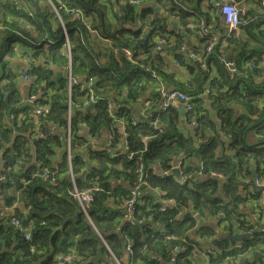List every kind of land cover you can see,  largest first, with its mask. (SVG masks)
<instances>
[{
  "label": "trees",
  "instance_id": "16d2710c",
  "mask_svg": "<svg viewBox=\"0 0 264 264\" xmlns=\"http://www.w3.org/2000/svg\"><path fill=\"white\" fill-rule=\"evenodd\" d=\"M59 1L64 4L58 9L60 19L48 0H0V159L3 161L0 199L5 205H10L16 193H19L20 199L28 207V219L35 223L31 243L43 250L42 254L31 252L29 244L14 227L0 224V264H54L57 255L71 251L88 258L95 254L98 246L103 247V260L99 264H108L109 253L101 238L116 253H119L120 245L125 244L126 240L132 242V253L126 251V244L124 245L126 263L122 262V257L116 256L121 264H131L136 260H144L145 264H199L195 255L199 252L202 255L205 250V238L213 239L216 236L214 225H206L203 220L215 219V225L222 221L228 222L232 215L233 218L235 214L242 215L236 209L237 204L245 205L247 202L251 205L249 211L256 216L251 220L237 219V229L253 233L239 241L242 243L239 249H230L234 243L229 240L228 244L229 241L224 237L216 244L211 240L208 247L220 252L216 253V257L210 256L209 262L262 264L264 220L257 203L258 193L253 190L251 181L254 177L264 178V106L261 109L257 107L259 100L264 98V94L261 95L264 93V78L259 84L254 81L252 74L244 73L243 70L240 74L229 76L225 71L227 68L216 57H212V53L205 54V47L193 50L204 53L207 60L212 57L216 66L219 78H215L214 72L212 73L211 82L215 94L210 95V99L200 92L209 72L197 65H186L183 53L174 51L176 61L191 73V77L181 82L174 79L173 72H166L163 69L166 65L163 56L149 55V51L156 39L169 36L173 30H181L173 27V22L181 25L183 30H189L186 24L191 17H187L188 10L177 0H156L165 2L162 14L154 10V3H146L140 7L129 4L127 0ZM180 1L198 8L203 0ZM234 1L240 7L239 1L244 0ZM52 2L58 6V0ZM257 3L260 10L243 8L237 35L244 31L247 38L238 41L233 52L229 51L225 55L229 60L234 59L231 61L237 65L246 51V55L253 52L259 58L264 55V8L259 0ZM65 5L81 10L89 24L112 44L91 38L78 15L65 13ZM140 20L143 21L142 26L147 25L146 32L140 31ZM63 25L70 43L73 74L95 76V93L108 99H112L109 95L112 94L115 97L112 100L118 106L116 118L127 123V153L113 158L109 151H118L117 144L123 138L118 131L117 122L105 112L103 103L106 100L93 105L92 110L81 112L74 109L72 112V150L76 151L78 146L87 142L86 135L80 132V122H84L96 136L105 132L111 136L109 151L87 148L85 156L80 152L72 153L73 172L85 168L86 160L92 163L85 179L75 178L77 185L89 186L92 180L97 179L102 189L94 194L91 204L95 209H89V219L80 212L77 218L71 219L78 210V205L68 193L71 182L65 173L69 168L66 154L62 148L59 154H54L55 150L51 147L53 143H58V136L54 132L46 138L33 135L35 122H39L44 131L50 126L47 124L49 121H54L58 126L66 124L63 99L66 93L65 79L55 80L50 68V64H61L63 67L67 64ZM207 25L209 29L208 22ZM234 36L236 35L226 37L225 30L223 37L231 39ZM177 40L184 42L181 32L178 33ZM16 46L17 49L21 47L33 60L39 61L30 64V76L35 77L36 82L44 81L45 88L57 92L53 94L45 88L41 89L40 102L41 96L48 94H52L50 98L55 97L57 100L37 117L28 115L32 105L20 108L23 102L16 85V76L9 71L11 58L17 52ZM125 47L134 50L139 58L143 56L145 61H149V67L153 68L157 77L168 88L185 91L187 86L196 85L191 89L196 95L193 110L181 114L178 106L162 112L158 116V129L149 126L148 120L130 124L133 119L140 120L135 111L137 101H133L144 97L146 91H149L148 95L155 96L156 81L150 80L143 68L125 58ZM169 51L168 48L165 52ZM208 68L211 70L209 63ZM254 69L264 77V62L258 63ZM223 87L226 89L221 91ZM35 92V87L30 85L28 97ZM82 95L76 88L72 92L73 101L81 107L84 105ZM124 103L129 104L124 106ZM235 105H244L246 113L237 112ZM157 109L156 105H150L147 113H153ZM11 114L22 116L19 120L16 117L11 119ZM193 118L199 122L201 132L207 127L213 131L204 143L197 146L193 143L194 136L190 126L186 134L177 130L181 119L189 125ZM250 133H254L255 137L252 138ZM203 134L204 132L201 135ZM144 135L148 136L147 151L143 155L148 182L151 186L156 185L160 190L166 191L164 198L176 200L177 205L170 206L163 201L153 200L151 194L146 195L145 202L134 216L143 225L129 221H124L121 225L123 198L135 179L134 160L129 154L141 148V138ZM183 153L198 157V166L192 168L186 165L187 155ZM17 158H22L23 162L21 167L14 170L11 165ZM178 158H182L184 162L180 166L181 171L190 175L183 184L176 182L174 174L160 177L152 170L154 165L160 169H169ZM44 167L49 169V178L41 177ZM213 172L222 177L213 176ZM54 173L57 174L55 183L50 179ZM122 179L128 182L126 187ZM248 188L250 190L245 196ZM185 208L187 210L183 212ZM194 211H198L199 216H194ZM161 229L178 238L166 240L159 234ZM192 230L199 233V240L190 239L189 233ZM182 235H185L186 241L179 240ZM177 244L181 248L175 252L172 247ZM246 251L250 253L248 257L245 256ZM87 260L66 264H86Z\"/></svg>",
  "mask_w": 264,
  "mask_h": 264
},
{
  "label": "built area",
  "instance_id": "2783aa9c",
  "mask_svg": "<svg viewBox=\"0 0 264 264\" xmlns=\"http://www.w3.org/2000/svg\"><path fill=\"white\" fill-rule=\"evenodd\" d=\"M129 4L131 5H136V6H141L143 3L146 2H152L153 0H127ZM259 3L261 5V7L264 8V0H259ZM214 5L217 8L218 14L224 24V27L227 29L226 32V37H230L231 35H237V30H238V26L241 24V15L243 14V8L238 7L237 3L234 0H215L214 1ZM65 11H68V8L64 7ZM143 21L140 20V24H141V30L142 32H144L145 30L143 29L142 26ZM186 27L194 29V30H200L202 32V34H204V36H206L208 38V43L207 46L205 48V54H209L211 53L215 46H216V35L213 34V32H210V30L208 29V25L205 19L203 18H198V20H194L193 18H191L189 20V22L186 24ZM64 27L62 26V29ZM87 32V34L93 38V39H99L105 43H108L109 45H111V41L107 38H102L100 36V34L98 33V31L96 30V28H94L91 25H87L86 28H84ZM178 33L179 31L177 30H173L172 33L167 36V38L162 37L159 38V40H157L154 45L150 48L149 51V55H153L156 54L158 56H162L165 51H166V47H168L169 45H176L177 47V51L184 53V57H183V62L188 65V66H195L197 65L198 67H200L201 69H204L206 72L209 71L208 65H207V57L204 53H201L199 51L193 50L191 48H188L186 46V44L181 41L179 42L177 40L178 38ZM63 36L65 39V43L68 47V49L70 48V43L68 41V35L65 29H63ZM112 47V46H111ZM125 58L131 62L132 64L139 66L141 68H143L148 75L151 76L150 80H155L156 81V90L159 92L160 97H161V102L162 104L160 105L162 109H165L167 106H169L174 100L179 99L183 102L185 110L189 111L192 108L194 99H195V94L192 92L191 89L192 86H187L186 89H184L185 91H182L180 89H171L168 88L167 86H165L164 83L161 82V80L157 77V75L155 74V72L153 71V68L149 67V61H145V59H143V56H141L139 58V55L135 54V51L130 50L129 48H124L123 49ZM257 62L260 63V61H258V59L256 57H252V58H248L247 60H243L242 62L239 63V65H237L234 61L231 60H222V63L224 65V67L227 68V70L232 73V74H240L241 70H247V69H254L255 67H257ZM211 71V70H210ZM213 71V70H212ZM212 71L209 72V77H206V80L203 82V85L201 86L202 91H200L202 93V96H206L207 98H211L209 97L210 95H214V91H213V87H212V82H211V77H212ZM214 72V71H213ZM95 76H86L83 74H76L75 76L72 75H68L67 77V82H66V90H67V104L69 106V108L71 109H76L77 107H80V105L77 102H74L72 99V92L73 90L76 88L78 93H83L82 95V99H84L83 104L86 105L88 102H92L93 103H99L102 100H106V104L107 107L105 108V112L107 113L108 116L111 117L112 120L116 121L121 127H127V123L123 122V120L121 119H117L116 116L118 114V106L116 105V103L112 100V99H108L102 97L101 95H97L95 93V89H94V83H95ZM81 81L83 83H85L87 85V87H85L83 84H78V82ZM144 82V81H141ZM141 84V83H139ZM31 85L33 87H35L37 90V92L39 93L40 90L42 88H45L44 85V81L43 82H36V79L34 78L31 81ZM46 91H49L53 94H56L57 92H55L54 90L50 89V88H45ZM50 95H46L44 96L41 100H46L47 103H49V97ZM36 97V95H31L30 99H34ZM55 101L57 100L56 98H54ZM136 101H141L142 104L145 107H149L150 105H155V103H157V98L156 97H140L135 99ZM259 105H264V100H259L258 102ZM42 110L41 108H38L36 110V113H41ZM143 115H147L146 112H142ZM31 116V114H28ZM72 115V113H71ZM22 115L19 116H14L13 114H11V119L12 118H17L18 120L21 119ZM71 116L70 115H66V124L65 125H61L58 126L60 129L65 130L66 134H67V144H66V150L68 152V156H67V164H68V170L65 171L66 175L69 176L70 182H71V186L68 189V193L69 195L76 201L78 202V204L84 208L87 206L92 205L91 202L94 199V194L95 192H97L98 190L101 189V186L99 184V182L97 181V179H94L90 182L89 186H78L75 178L77 177V175H79L82 171L79 170L77 172H73V170L71 169V162L70 159L72 157V153L73 152H80L83 156H85L84 152L85 150H72L71 148V144H70V138L72 135V131H71ZM130 124H137V120H132L130 121ZM150 124L152 125V127L154 129H156L159 125V121L157 122L156 119L152 120L150 122ZM80 125H85L87 126L84 122H80ZM191 126L193 128H197L198 124L194 121H191ZM49 132H51V130H40V129H36V132L33 135L39 136L40 138H46L49 134ZM86 138H87V142L84 143L85 147L87 146L90 149H105L104 144H99L98 141L99 139L96 137V135H94L93 133H91L90 131L87 132ZM154 135H157L156 133H154ZM150 138V136H149ZM142 143H141V148L139 150H135V151H131V153L129 154V157H133L135 159V179L134 181L130 184V186L128 187V192L126 193V195L123 198V211H124V219L125 221H129V222H133L134 216L136 214V212L138 211L139 207L143 205V203L145 202V197L146 194L144 193L143 190V186L144 184H147V180H148V172L146 170L145 167V163H144V152L147 149L148 143L145 142V137L142 136ZM110 143V142H109ZM126 143L124 144V147L121 149V151L123 153H127V147H126ZM111 157L115 158L117 157V155L113 152H110ZM21 162H23L22 158H17L13 164L11 165V167L16 170L18 167H21L22 164ZM182 170V168L180 169ZM55 175L57 174H53L51 179L53 181V183L56 182V177ZM87 175V174H86ZM85 175V177H86ZM44 176H48V172L46 171L44 173ZM60 176V175H59ZM213 176L221 178L222 175L216 172H213ZM59 178V177H58ZM115 181V180H113ZM253 182H255L256 184H264V178L263 177H254V179L252 180ZM190 181H188L189 183ZM261 193H262V199L264 200V187L261 188ZM171 202H174L173 200H170ZM86 214V212H85ZM11 225H13L18 232L21 234V236L23 237V239L29 244V250L33 253H37L40 254L42 252V250H36L35 249V244L30 243V241L32 242V230H33V224L30 220H26L23 218H17V217H13L10 220ZM44 223V221H43ZM134 223V222H133ZM161 235L162 236H166V238L168 239H174L176 238L175 235L171 234H167V232L165 230L161 231ZM184 240V238L182 239ZM126 246H125V250L129 251L130 253H132L131 251V246H132V242L126 240ZM105 246V245H104ZM106 248V246H105ZM181 247L179 245H175L173 247V251H178ZM240 248V243L237 245L236 249ZM145 251V250H144ZM202 254H204L205 256H207V263L208 264H215L214 262L211 263L209 262L210 260V256L215 257L216 253L213 252L212 247H207L204 251H202ZM114 257V259L116 260V256L113 254L112 255ZM89 258V257H88ZM88 258H84L82 255H78L77 253L74 252H68V253H64V254H60L58 256V260L55 262V264H65V262L70 263V262H75V263H80L81 260L83 259H88ZM78 260V261H77ZM148 261V260H147ZM131 264H145L144 260H136L134 262H132ZM264 264V261L263 263Z\"/></svg>",
  "mask_w": 264,
  "mask_h": 264
},
{
  "label": "crops",
  "instance_id": "0c3cea01",
  "mask_svg": "<svg viewBox=\"0 0 264 264\" xmlns=\"http://www.w3.org/2000/svg\"><path fill=\"white\" fill-rule=\"evenodd\" d=\"M176 2L182 4L188 10L187 17H191L194 19L195 18H204L207 20V22L209 24L210 32H213V34H215L216 38H217L216 46H215L214 50L211 52L212 57H216L218 59L219 63H222V60H229V58H227L225 55H227V53L229 51L233 52V48L235 47V44L238 41L245 40L247 38V35L244 31L243 32L240 31L239 35L234 36L233 38H235V39H233V38L229 39V38L223 37L224 33H225L224 24H223L220 16L218 15V11L216 9V6L213 4V0H203L201 3L198 4V8H194L190 5H187L186 3L181 2L180 0H177ZM153 3L156 4V7L154 8V10L156 12L162 11V9H160V10L156 9L157 6L161 5L162 8L165 6V2H160V1H156V0L149 2L148 5L153 4ZM142 6H144V4H142L140 7H142ZM169 6H170V4H169ZM239 6L242 8H246V9H255L256 8V9L260 10V6L257 3V0L256 1H254V0L239 1ZM175 9H177V7ZM175 27H178L179 29H181V30H179V32L182 33V38H183L184 43L186 44V46L188 48L199 50V49H203L205 47V45L207 44L208 38L206 36H204V34H202V32L200 30H194V29L190 28V30L185 31V30H183V27L177 23H176ZM174 51L175 50L170 49L169 52H165L162 55L163 56L162 59L164 60V63L166 64V65H164L163 69L168 73L173 72L175 80L185 82V81H187V79H189L191 77V73H188L187 70L183 66H181V64H178V62L176 61V57L174 55ZM248 51H251V50H248ZM246 52L239 59L240 62H242L243 60H247L248 58H252V55L253 56L255 55L257 57L258 61H260V63L264 62V55H262L261 58H259L253 52L250 53V55H246ZM211 58H209L207 60V65L209 63L211 71L212 70L214 71L215 78H219L218 72L216 70V66L214 64V61L211 60ZM231 60H234V59H231ZM38 62H39L38 60H33L30 56H28V54H25L24 50L21 47H19V49L17 50L15 55L11 58V66L9 68V71L13 75L16 76L15 81H16V85H17V88L19 91L21 102H25L28 100L30 85H29L28 81L23 80L19 76V73L22 70H24L26 67H28L29 64L38 63ZM257 64H258V62H257ZM222 65H223V63H222ZM50 68L53 72V78L55 80H60L61 78H64L65 69L61 64L60 65L50 64ZM255 70L256 69H254V70H243L242 72L252 74L254 81L260 84L263 82L264 77L261 73H259V72L257 73ZM57 71L60 72L61 75H56ZM213 71H212V73H213ZM225 71L228 73L229 76L235 75V74L230 73L226 69H225ZM3 81L5 82L6 80L4 79ZM195 87H196V85L192 86V88H195ZM225 89H226V87H223L220 90L224 91ZM148 93H149V91H146L145 95H143V96L144 97H154L153 95L152 96L148 95ZM263 94L264 93H262L261 95H263ZM109 95L112 98H115L112 94H109ZM133 102H136V100H134ZM128 104L129 103H124V106H127ZM155 105L159 108L158 101H157V103H155ZM121 106H122V103H121ZM235 107H236L237 112H243V111L245 112L246 107L244 105H242V106L235 105ZM79 108H81V106L77 107L76 109L78 110ZM149 108H148V111H149ZM135 111H137L136 117L140 118V120H137V121L145 120L144 115L142 114V112H145L144 111V105L142 104L141 101L136 102ZM81 112H83V111H81ZM84 112H86V111H84ZM53 122L54 121H49V122H47V124H49L52 127L54 135L58 136L57 139L59 141L56 144L53 143L51 147L55 150L54 154H59L61 151L60 148L66 147L67 134H66L65 130L60 129L58 127V125H56V123H53ZM35 123L39 124V122H35ZM188 129H189V125L187 123H185L184 121H182V119H181L180 123L177 127V130L179 132L186 134V131H188ZM80 132L85 135V133L81 130V128H80ZM250 135L252 138L255 137L254 133H250ZM96 137L99 139V141H98L99 144H109V145L111 144V136L108 132L102 133L101 135L96 136ZM124 144H125V141L123 139H122V141L120 140V144H117V148L118 149L123 148ZM183 155H187V154L183 153ZM87 161L88 160H86V164H87ZM199 162H200V159L198 157L194 156L193 154L187 155V158L185 160V164L188 165L189 167H192V168L197 167ZM89 163L91 166L92 163L91 162H89ZM83 169H85V168H83ZM152 170L155 171L156 174H159L158 173V167L156 165L153 166ZM59 175L61 176V173ZM62 176H64V175H62ZM84 179H85V177H84ZM122 183L125 185V187L128 184V182L123 180V179H122ZM153 187L154 188H153V190L151 192V196H150L153 198V200L161 199L165 204H169L170 206H176L177 205L176 200H174V202L170 201V200H173L172 198H170L169 201L167 202V200L163 197L164 192L157 190L160 188L159 186L155 185ZM249 190H250V188L247 189V193L245 194V196H247ZM245 196H243V197H245ZM237 206L238 207L236 209L238 211H240L242 213V215L235 214L234 217L236 219L233 218V215H232V219H230L228 222L222 221L219 225H215L216 224V223H214L215 219H209L208 218L207 220H203V223H205L206 225H214V229L216 228V236L214 238H217L218 240H220L223 237L225 238V235L232 234L233 232L237 231V226L239 224L237 219L238 220H243V219L251 220V218L254 219V216H256L249 211V206H251L249 202H247L245 205H243V203H238ZM185 210H187V208H185ZM27 213H28V207L26 206V203L22 199H20L19 193H16L15 199L13 202H11L10 205H5L3 203V201L0 199V224L8 225L10 227H14L13 225H11L10 220L13 217H17V218H23L26 220H30L32 222L33 228H34L35 223L33 220L28 219ZM124 221H125V219H124V211H123V220L121 222V225L124 223ZM17 232H18V230H17ZM32 232H33V230H32ZM189 236L192 239L199 240V233L198 232L196 233L195 230H192L189 233ZM228 244H230V241ZM240 244H242V243H240ZM124 245L125 244L120 245L119 253H116L111 248V246H110V249L115 256L122 257V262L126 263L127 257H126V254L124 253ZM249 254H250L249 251H246L245 256L248 257ZM107 260H110V259L107 258ZM197 260H199L198 261L199 264H208L207 260L204 259L202 256H200L199 259H197ZM107 263L110 264L109 261H107ZM36 264H39V263H36ZM111 264H112V262H111ZM160 264H165V263L162 262Z\"/></svg>",
  "mask_w": 264,
  "mask_h": 264
},
{
  "label": "bare ground",
  "instance_id": "6f19581e",
  "mask_svg": "<svg viewBox=\"0 0 264 264\" xmlns=\"http://www.w3.org/2000/svg\"><path fill=\"white\" fill-rule=\"evenodd\" d=\"M48 2L50 3V5L52 6V8H53V11H54V13H55V15L60 19V13H59V8H61V7H63L64 6V4L63 3H61L59 0H58V6H56L53 2H52V0H48ZM151 2V1H150ZM23 5H24V3L23 2H21ZM146 3H149V2H146ZM146 3H143V4H146ZM65 7L66 8H68V11H65V13L66 14H75V15H78L79 17H80V19L82 20V22H83V24L85 25V27L87 26V25H90L89 24V22H88V20H87V18L84 16V14H83V12L81 11V10H79L77 7H75V8H73V7H69V6H66L65 5ZM156 7V6H155ZM158 7H160V6H158ZM158 7L156 8V9H158ZM65 9V8H64ZM217 9V8H216ZM243 11H244V9H243ZM244 13V12H243ZM29 14H30V12H29ZM194 19V18H193ZM204 19V18H203ZM194 20H198V18H195ZM173 23H175V26H176V23L177 22H173ZM175 26H173V27H175ZM63 27H64V25H63ZM225 28V27H224ZM63 29H65L66 30V28L64 27ZM63 29H62V32H63ZM143 29L145 30V32H146V30H147V25H145V26H143ZM189 30H190V28H189ZM225 30H226V32H227V29L225 28ZM66 32H67V30H66ZM162 38V37H161ZM165 38H167V37H165ZM157 40H159V38L158 39H156V41ZM155 41V42H156ZM154 42V43H155ZM207 43H208V41H207ZM206 46H207V44L205 45V48H206ZM171 47H174V50H177V47L175 46V45H169L168 47H166V49H170ZM18 47L16 46L15 47V50L17 51L18 49H17ZM192 49V48H191ZM180 53H182V52H180ZM64 54H65V56H66V58H67V64H66V66L64 67V69H65V76H64V79H65V83L67 82V77H68V75H72V76H75L76 77V75L75 74H73V72H72V67H71V58H72V56H71V48H69L68 49V47H67V45H66V43H65V51H64ZM183 55H184V53H183ZM46 67V66H45ZM31 70V65L29 64V66L28 67H26L24 70H22L20 73H19V76L23 79V80H26V81H28L29 82V84L31 85V81L35 78H33V76H30V74H29V71ZM204 70V69H203ZM154 71V70H153ZM155 72V71H154ZM208 72H211L210 70L208 71ZM155 74L157 75V73L155 72ZM150 76V75H149ZM213 76V75H212ZM150 79H151V76H150ZM211 79H212V77H211ZM78 84H83L85 87H87V85L85 84V83H83V82H81V81H79L78 82ZM165 84V83H164ZM171 89H174V88H171ZM177 89V88H176ZM37 89L35 88V91H36ZM183 91V90H182ZM40 93H41V90H40V92L38 93L37 91L35 92V93H33L34 95H36V97L34 98V99H30V97L28 98V100L27 101H25V102H28L30 105H32V110L29 112V114H31V116H33V117H37V116H40V115H42L43 113H44V111H45V109H47L52 103H54V102H56L55 101V97L54 98H49V103H47V101L46 100H41V102L39 101L40 100V97H39V95H40ZM32 94V95H33ZM50 96L52 95V94H49ZM49 96V97H50ZM44 96L42 95L41 96V99L43 98ZM154 97H156L157 98V101H158V106H159V108L157 109V111H155V112H153V113H147L148 112V108L150 107H145L144 106V111L147 113V115H144V119L145 120H148V125L149 126H151L152 127V125L150 124V122L152 121V120H154V119H156L157 120V122H158V116H160V114L162 113V112H165V111H167L168 109H170V108H176V107H180V110H181V108H183V110L186 112V110H185V107H184V104H183V102L181 101V100H179V99H176V100H174L169 106H167L165 109H162L161 108V104H162V102H161V97H160V94H159V92L156 90V88H155V96ZM63 99H64V101H65V114L66 115H70L71 116V113L74 111V109H70L69 108V106H68V104H67V90H66V93H65V95H64V97H63ZM262 100H264V98L262 99ZM24 103V102H23ZM97 104H99V103H93V105L94 106H96ZM29 105V106H30ZM103 105H104V107L106 108L107 107V104L106 103H103ZM121 105V104H120ZM259 105V104H258ZM262 106H264V105H262ZM38 108H41V110H42V112L41 113H36V110L38 109ZM193 110V105H192V108H191V110H189V111H192ZM181 114H183V113H181ZM192 121H194V122H196L197 124H198V127L197 128H193L192 126H191V123L189 124V126H190V130H191V134L194 136V141H193V143H194V145L195 146H197V145H200V144H202V143H204L207 139H208V137H210L211 135H212V133H213V131H212V129L211 128H209V127H207L206 129H204L202 132H204V134L203 135H201L202 134V132H201V130H200V124H199V122L197 121V119L196 118H193L192 119ZM139 122H141V121H139ZM138 123V122H137ZM117 128H118V131L122 134V138L124 139V141H125V143H126V138H127V136H128V132H127V127H121L118 123H117ZM153 128V127H152ZM159 128V125H158V127L156 128V129H158ZM36 129H40V130H43V127H41V125L40 124H36L35 125V127H34V133L36 132ZM154 129V128H153ZM47 130H51V132H49V134H51L52 132H53V130H52V127L51 126H49L48 127V129ZM81 130L85 133V134H87V132L90 130L89 129V127L88 126H85V125H81ZM196 131H198V132H196ZM33 133V134H34ZM111 133V132H110ZM143 137H145V142H147L148 141V136L147 135H144ZM141 141H142V138H141ZM143 142V141H142ZM70 143H71V140H70ZM127 144V143H126ZM104 146H105V149L106 150H108L109 151V148H108V146H109V144H104ZM147 146V145H146ZM88 147L86 146L85 147V145L84 144H82V145H80V146H78L77 147V149L76 150H79V149H81V150H86ZM63 150H64V152H65V154H66V159H67V156H68V152H67V150L65 149V148H62ZM147 151V149L145 150V152ZM109 152H113V153H115L117 156L118 155H120V154H122L123 152L119 149L118 151H109ZM144 152V153H145ZM133 160H134V164H135V159L133 158ZM70 162H72V157H71V159H70ZM184 165V162H183V159L182 158H178L174 163H173V165H172V167L171 168H169V169H160V168H158V175L160 176V177H167V176H169V175H171V174H174L175 176H176V178H175V180H176V182L178 183V184H183V183H185V182H187V180L189 179V174H186V173H183L181 170H180V166H183ZM86 168V167H85ZM48 172V176H44V173L45 172ZM201 171H198V173L199 174H201L200 173ZM41 177L42 178H49L50 177V172H49V169H47L46 167H44V169H42L41 170ZM213 174V173H212ZM51 179V178H50ZM52 180V179H51ZM251 183H252V188H253V190H255L257 193H258V200H257V203H258V205H259V207H260V210L262 211V213H263V220H264V200L262 199V193H261V188L262 187H264V184L262 183V184H256L255 182H253V181H251ZM153 186H151L150 184H149V182H148V180H147V184H144V186H143V190H144V193L146 194V195H149V194H151V192H152V190H153ZM102 189H100V190H98V191H101ZM157 190H160V189H157ZM160 191H162V190H160ZM162 192H164L163 193V197L165 196V194L167 195V192L166 191H162ZM158 200H160L161 202H162V200L161 199H158ZM167 200V199H166ZM169 200H167V202H168ZM77 205H78V210H76L77 212H78V215H79V212L80 213H82L86 218H88L89 219V214H88V212H89V206H87V207H84V208H82L79 204H78V202H77ZM85 212H86V214H85ZM183 212H185V209L183 210ZM76 213V212H75ZM75 215V214H74ZM177 215H179V214H177ZM193 215L194 216H199V212L198 211H194V213H193ZM78 217V216H77ZM76 217V218H77ZM142 223V222H141ZM161 231H162V229L160 230V232H159V234L161 233ZM236 233H239V234H248V233H251V232H249V231H244V230H238L237 229V231H235ZM235 232H233V233H235ZM253 233V232H252ZM167 234H170V233H167ZM188 234V233H187ZM173 235H175V234H173ZM250 236H251V234H250ZM249 236V237H250ZM162 237H164L166 240H170V239H168V238H166V236H162ZM175 237L176 238H178L176 235H175ZM184 238V240H182ZM189 238V237H188ZM204 238V237H203ZM248 238V237H247ZM214 240L215 239H217V238H213ZM213 239L211 238H205V241H206V245H205V247H204V249H206L207 247H208V245H209V242L212 240L213 241ZM246 239V238H245ZM101 240H102V242H103V244L106 246V249H107V251H108V253H109V257H107V258H109L110 260H108L109 262H110V264H111V262H112V264H121L120 262H119V259L117 258V257H115L116 258V260L114 259V257L112 256L113 255V253H112V251L110 250V248L108 247V245L106 244V242L101 238ZM179 240H182V241H186V239H185V235H182V236H180L179 237ZM193 241H196L195 239H192ZM244 240V239H243ZM217 241H218V239H217ZM239 241H241V240H235V241H232L234 244L230 247V249H232V248H236L237 247V245L239 244ZM192 242V241H191ZM30 243H31V241H30ZM177 245H179V244H177ZM175 246V245H174ZM173 246V247H174ZM180 246V245H179ZM172 247V248H173ZM181 247V246H180ZM35 249L36 250H42V249H37L36 247H35ZM213 249V248H212ZM127 251V250H126ZM71 252H74V251H71ZM213 252L214 253H219L220 252V250H214L213 249ZM43 253V250H42V252L40 253V254H42ZM75 253V252H74ZM200 253V252H199ZM199 253H197L195 256H196V258H198L199 259V257L200 256H202L204 259H206V260H208L207 259V256H205L204 254H202V255H200ZM217 254H216V256H217ZM58 256L59 255H57L56 257H55V259H54V264H55V262L58 260L57 258H58ZM215 256V257H216ZM92 257V256H91ZM65 264H66V262H65Z\"/></svg>",
  "mask_w": 264,
  "mask_h": 264
},
{
  "label": "water",
  "instance_id": "95a60500",
  "mask_svg": "<svg viewBox=\"0 0 264 264\" xmlns=\"http://www.w3.org/2000/svg\"><path fill=\"white\" fill-rule=\"evenodd\" d=\"M173 26H175V23H173ZM171 50H174V47L170 48ZM56 75H61L60 72H56ZM30 104L28 102H24L23 104L20 105V108H25L26 106H29ZM93 109V104L92 102H88L86 105L82 106L81 108H79V111H86V110H92ZM181 113H184L183 108H181L180 110ZM3 166V161L2 159H0V171L2 169ZM90 168V163L87 161L86 164V168L82 170V172L77 176L80 179H84L85 175L87 174L88 170ZM95 209L94 205L90 206V210ZM78 216V212L76 211L75 215L73 217H71V219H75ZM134 223L138 224L139 226H142L143 223L133 220ZM251 233L248 234H239V233H232V234H227L225 235V238H227L230 241H235V240H243L247 237L250 236ZM217 239L213 240V244H216ZM103 247L102 246H98L97 250L95 252L94 255H92V257H89L88 260L86 261V264H99L102 260H103Z\"/></svg>",
  "mask_w": 264,
  "mask_h": 264
},
{
  "label": "rangeland",
  "instance_id": "374dc122",
  "mask_svg": "<svg viewBox=\"0 0 264 264\" xmlns=\"http://www.w3.org/2000/svg\"><path fill=\"white\" fill-rule=\"evenodd\" d=\"M157 7H158V6H157ZM160 9H162L161 14L164 13V10H163L164 7H163V8H162V6H161V7H158V10H160ZM257 107H258V109H261V108H262V105H257ZM244 113H246V111H245ZM190 239H192V238L190 237ZM241 245H242V244H240V248H241Z\"/></svg>",
  "mask_w": 264,
  "mask_h": 264
}]
</instances>
